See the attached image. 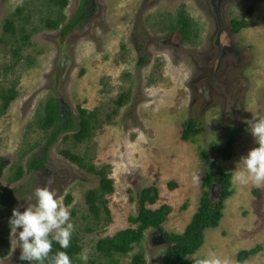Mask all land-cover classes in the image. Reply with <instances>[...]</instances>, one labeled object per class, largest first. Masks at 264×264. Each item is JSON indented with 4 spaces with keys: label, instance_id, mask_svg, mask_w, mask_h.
I'll use <instances>...</instances> for the list:
<instances>
[{
    "label": "rangeland",
    "instance_id": "1",
    "mask_svg": "<svg viewBox=\"0 0 264 264\" xmlns=\"http://www.w3.org/2000/svg\"><path fill=\"white\" fill-rule=\"evenodd\" d=\"M82 1L67 0L63 23L49 31L42 21L59 15L58 8L45 0H0V92L10 87L17 92L4 113L0 100V187L14 194L11 208H0V232L9 229L0 264H29L19 259L20 249L11 242L9 219L14 208L22 212L34 203L36 187L50 176L58 198L64 204L71 198L65 205L75 225L72 238L81 245L72 264H83L79 254L84 249L89 251L87 264H108L96 252V242L135 227L128 218L137 214L143 189L158 190V200L146 204L148 209L171 208L162 229L182 233L199 205L208 167L231 175L233 193L224 201L218 225L205 230L197 252L215 251L237 261L239 251L260 246L256 255L238 264H264V185L240 186L232 180L240 157L257 146L247 121L252 114L264 116V0H221L218 6L215 0H87L89 16L63 34ZM181 9L196 28L185 43L168 31ZM12 15L15 33L7 35L3 24ZM231 19L247 26L234 33ZM15 48L20 61L13 65ZM127 92L126 102L106 124L114 100ZM49 97L61 100L72 117L78 107L96 112L100 123L83 143L63 141L71 132L61 134L39 171L10 181L16 165L25 167L32 156H42L45 143L33 119ZM188 120L201 132L182 141ZM232 126L242 127V133L234 140L235 156L225 161L216 147ZM35 143L31 153L20 157ZM64 149L105 169L113 181V193L104 196L110 221L103 213L96 221L88 212L85 194L98 187L99 179L65 159L59 153ZM197 172L199 183L193 179ZM209 197L217 199V186ZM166 247L159 233L148 230L127 256L114 259L129 264L139 254L145 264H162ZM188 259L193 264L194 255Z\"/></svg>",
    "mask_w": 264,
    "mask_h": 264
},
{
    "label": "trees",
    "instance_id": "2",
    "mask_svg": "<svg viewBox=\"0 0 264 264\" xmlns=\"http://www.w3.org/2000/svg\"><path fill=\"white\" fill-rule=\"evenodd\" d=\"M49 5H53L58 8V13L55 18H46L42 21V27L45 30H56L64 21V16L61 15V11L66 8L67 0H45ZM87 0H83L74 16L69 20L63 29V34H66L76 26L78 22L86 19L89 16L86 10ZM20 10V9H19ZM17 9V11H19ZM16 11V12H17ZM13 15L6 18L3 24L4 33L7 35H13L15 33V26L13 25ZM192 21L185 14V11L181 9L174 20L168 26V31L177 29L181 35L182 42H188L192 31ZM231 30L236 33L241 28L247 26L244 20L237 21L235 19L230 20ZM28 35L23 39L27 40ZM13 57V65L20 61L19 49L15 48L11 50ZM144 59H141L143 62ZM32 61H28L31 64ZM27 64V65H28ZM5 70H10L8 67ZM129 92L120 94L116 100H114V109L107 116L106 124L111 122L112 116L117 112V109L121 107L127 99ZM17 92L13 87L0 92L1 100V113H4L9 104L16 98ZM77 116L72 117L71 113H68L66 108L61 103V100L57 98L49 97L41 106L38 107L34 116L33 123L40 130L42 134L44 145V152L38 159L32 156L28 159L25 167L16 165L14 167V176L9 179L10 181L20 180L25 173L39 171L45 164L46 154L50 147L58 140V137L67 132H71L70 135H64L63 141L70 139L73 143L79 144L90 139L93 132L97 129L100 121H97L96 112H88L81 107L77 108ZM194 121L188 120L183 124V130L181 132V140L188 141L201 132L199 127H196ZM242 133V127L232 126L229 127L225 133V140L221 146H215L216 152L222 160H231L235 154L233 151V144L235 137ZM35 143L30 146L26 151L22 152L20 157L32 152V149L37 146ZM59 153L68 161L77 165L80 169L85 170L89 174L96 175L99 179V185L96 189H92L85 194V203L87 205L88 212L91 216L98 220L103 213L106 218V222L110 221V211L107 207V200L104 199L105 195H111L114 191L113 181L107 177L105 169H96L92 164H87L79 155L71 153L70 150H60ZM204 159V152L201 153ZM231 175L224 173L220 169L213 170L211 167L207 168L206 173L201 182L202 193L199 199V205L196 212L192 215L190 222L186 225L182 233L165 232L162 229V225L167 220V216L171 213V208L167 205H162L156 210H151L146 207L147 205H153L158 200V190L155 186H150L143 189L138 198L137 214L128 218V223L133 227H128L117 231L112 236H107L99 239L96 242L95 250L98 254L102 255L108 260V264H116L115 256H127L134 248L142 241L145 232L148 230H158L163 239L166 242L167 247L163 251L162 264H191V260L188 257L194 255L204 243V232L207 229L215 228L220 219L222 218V210L224 207V201L229 198L233 191L231 189L230 182ZM214 186L218 187V197L216 200H212L209 197L210 190ZM169 187L175 188L174 183H170ZM12 190H5L0 187V208H11L14 203ZM71 202L70 196L65 199V204L68 205ZM9 229H5L0 232V248L4 247L8 243ZM66 251L70 258H74L80 251L81 245L79 239L73 237L68 249H60L59 245L53 243V253L55 251ZM260 251V246L249 250H241L236 255L238 263H243L248 257L256 255ZM47 264V262H46ZM129 264H145L141 255H132Z\"/></svg>",
    "mask_w": 264,
    "mask_h": 264
},
{
    "label": "clouds",
    "instance_id": "3",
    "mask_svg": "<svg viewBox=\"0 0 264 264\" xmlns=\"http://www.w3.org/2000/svg\"><path fill=\"white\" fill-rule=\"evenodd\" d=\"M247 123L257 146L249 150L246 156L240 157L232 172V180L240 186L253 184L259 187L264 185V116L252 114V119ZM193 179L196 183L200 182L198 172ZM54 182V178L50 176L43 186H37L34 203L25 206L22 212L19 208H14L9 219L11 242L20 249L19 259L28 261L29 264H72L66 251L53 253L54 242L60 249H68L75 231L70 208L64 204L62 198H58L57 191L51 187ZM79 259L87 264L89 251L84 249L79 254ZM193 264L238 262L232 257L209 251L203 255L194 253Z\"/></svg>",
    "mask_w": 264,
    "mask_h": 264
},
{
    "label": "flooded vegetation",
    "instance_id": "4",
    "mask_svg": "<svg viewBox=\"0 0 264 264\" xmlns=\"http://www.w3.org/2000/svg\"><path fill=\"white\" fill-rule=\"evenodd\" d=\"M216 1V3H217V6H218V4L220 5L221 4V0H215ZM223 3V2H222ZM208 17H210V14H209V12H208ZM230 23V22H229ZM196 31V28L192 25V31H191V35H193V33ZM232 31V30H231ZM239 31V30H238ZM170 32H177L178 34H179V31L177 30V29H173L172 31H169V33ZM233 32V31H232ZM180 35V34H179ZM190 35V36H191ZM180 37H181V35H180ZM218 40V39H217ZM180 43H185V42H182V40H181V38H180ZM220 51H221V49H220ZM221 52H223V51H221ZM220 58V57H219ZM43 152H44V150H43ZM42 152V153H43Z\"/></svg>",
    "mask_w": 264,
    "mask_h": 264
},
{
    "label": "water",
    "instance_id": "5",
    "mask_svg": "<svg viewBox=\"0 0 264 264\" xmlns=\"http://www.w3.org/2000/svg\"><path fill=\"white\" fill-rule=\"evenodd\" d=\"M156 232L159 233V240H161L163 243L166 244V242H165V240L163 239L161 233H160L158 230H156Z\"/></svg>",
    "mask_w": 264,
    "mask_h": 264
}]
</instances>
